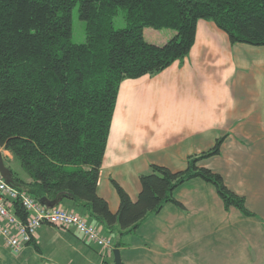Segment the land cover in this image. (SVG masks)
<instances>
[{"label":"trees","instance_id":"trees-1","mask_svg":"<svg viewBox=\"0 0 264 264\" xmlns=\"http://www.w3.org/2000/svg\"><path fill=\"white\" fill-rule=\"evenodd\" d=\"M77 7L84 44L72 42ZM120 9L126 27L117 29ZM201 20L214 22L233 44L264 46V0H0V149L30 179L6 164L13 186L40 201H73L115 236V249L165 205L184 208L174 193L195 178L213 185L226 209L251 216L220 175L198 165L220 154L222 140L190 157L185 171L152 165L140 177L137 202L114 182L117 214L98 194L121 84L183 62ZM146 29L175 35L157 46L145 39Z\"/></svg>","mask_w":264,"mask_h":264},{"label":"crops","instance_id":"crops-1","mask_svg":"<svg viewBox=\"0 0 264 264\" xmlns=\"http://www.w3.org/2000/svg\"><path fill=\"white\" fill-rule=\"evenodd\" d=\"M174 35L144 31L147 42L157 46ZM219 140L220 154L198 165L219 174L252 215L226 209L213 185L192 179L174 193L184 208L167 204L135 234L120 239L122 264H264V46L233 44L214 22L201 20L183 62L121 84L98 194L117 214L121 201L114 182L137 202L140 177L152 165L185 171L190 157ZM58 207L108 236L73 201L61 200ZM0 264L115 262L113 251L91 245L75 231L43 225L20 253L0 241Z\"/></svg>","mask_w":264,"mask_h":264},{"label":"built area","instance_id":"built-area-1","mask_svg":"<svg viewBox=\"0 0 264 264\" xmlns=\"http://www.w3.org/2000/svg\"><path fill=\"white\" fill-rule=\"evenodd\" d=\"M22 211L24 218L18 215ZM43 225L71 229L91 245L112 252L113 239L85 217L60 207L47 208L40 200L19 191L0 173V241L13 253L30 245Z\"/></svg>","mask_w":264,"mask_h":264},{"label":"rangeland","instance_id":"rangeland-1","mask_svg":"<svg viewBox=\"0 0 264 264\" xmlns=\"http://www.w3.org/2000/svg\"><path fill=\"white\" fill-rule=\"evenodd\" d=\"M72 18H73L72 42L75 44H84L86 42V24L79 17L78 7L73 10ZM114 26L117 29H121V28L126 27L125 11L124 10L120 9L118 16L115 17ZM168 31L172 32V30H168ZM0 151L3 152L2 154H3V157L5 159V162L9 167H12L14 170L19 172L21 175H26L25 172L21 169L19 163L17 164L15 162H13L12 155L9 152H7L3 149H0ZM9 159L12 161L10 162Z\"/></svg>","mask_w":264,"mask_h":264},{"label":"water","instance_id":"water-1","mask_svg":"<svg viewBox=\"0 0 264 264\" xmlns=\"http://www.w3.org/2000/svg\"><path fill=\"white\" fill-rule=\"evenodd\" d=\"M0 173L6 180V182L10 185H13V178H12V173L9 169V167L6 165V162L4 160L3 154L0 151ZM61 200H55V201H49L47 199H43L41 203L47 207V208H55L59 205ZM114 262L115 264H122L121 260V253L118 249L114 250Z\"/></svg>","mask_w":264,"mask_h":264}]
</instances>
